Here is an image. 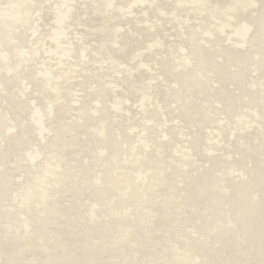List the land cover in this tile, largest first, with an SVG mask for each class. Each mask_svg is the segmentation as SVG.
Segmentation results:
<instances>
[{"label": "bare ground", "instance_id": "bare-ground-1", "mask_svg": "<svg viewBox=\"0 0 264 264\" xmlns=\"http://www.w3.org/2000/svg\"><path fill=\"white\" fill-rule=\"evenodd\" d=\"M123 1L115 5L125 11ZM141 1L145 6L129 18L114 12L107 20L104 0H0V264H264V222L253 221L239 185L227 180V195L195 191L199 184L211 185L217 159L194 151L191 143L187 148L196 160L184 163L185 173L178 174L158 170L152 153L128 154L130 145L137 149L138 142L127 134L134 130L147 135L142 140L148 145L166 149L140 124L155 120L147 117L154 103L135 98L137 67L109 47L113 33L120 51L141 49L139 42L151 36L142 25L154 30L161 24L164 29L155 34L165 43L174 36L164 26V0ZM10 5L24 20L13 18ZM56 16L61 29L54 25ZM59 30L63 39L54 46L53 33ZM113 62L122 70L110 67ZM149 62L142 65L164 80V64ZM138 71L143 82L152 78L159 85L157 77ZM36 72L51 75L50 89L42 88ZM29 103L45 116L41 140L28 119ZM164 115L168 124L179 120ZM192 133L186 142L194 141ZM25 153L38 156L33 166ZM135 157L145 160L140 169L152 173L143 183L132 178ZM174 174L178 183L171 179ZM89 206L91 219L86 217Z\"/></svg>", "mask_w": 264, "mask_h": 264}, {"label": "water", "instance_id": "water-1", "mask_svg": "<svg viewBox=\"0 0 264 264\" xmlns=\"http://www.w3.org/2000/svg\"><path fill=\"white\" fill-rule=\"evenodd\" d=\"M126 1L124 11L118 8V3L115 5V0H104L102 15L111 20L114 12L120 17L124 12L129 18L135 8L140 10L145 6V2L142 3L141 0ZM157 5L154 3L151 6L157 11ZM163 7L168 13L167 16L162 15L166 21L164 26L174 35L169 37V43L163 42L161 36L155 34L158 30L164 29L161 24H157L154 30L142 25V28L149 30L150 41L139 42L142 48L131 47L129 53L118 49L113 43L118 40L117 34H111L112 43H109V47L116 51L114 55L116 57L123 55L128 63L137 67L135 75L140 85L134 87V90L139 89L135 92V98L154 103V109H150L147 117L154 118L155 123L141 121L140 124L143 126L140 124L139 126L145 127L154 135L156 145L166 147L165 150L157 149L151 146V142L149 146L142 140V137L147 135L134 130L133 133L127 134L133 137L134 142H138L137 149L132 150L133 145H130L128 154H135L136 151L142 152L143 155L152 153L153 157L159 160L156 163L158 170L166 172L172 170L178 174L185 173L184 163L196 160V157L192 156L194 151H200L206 158L217 159L219 168L216 172L212 169L211 185L195 186L197 194L213 190L227 195L226 184L236 183L242 193L243 206L252 212L253 221L264 222V0H164ZM15 8L10 7L12 15L14 13L13 18L18 22L24 20L19 9ZM185 8L191 10L188 13L183 12ZM56 18L58 22L55 21L54 25L60 28L62 23L59 16ZM142 18H145L143 13ZM60 31L53 33L54 40L51 43L54 46L58 44L56 40L63 39V33ZM161 34L164 35V32ZM103 54L107 57L108 63H111L108 52L104 50ZM78 56L82 63L85 62L82 53L78 52ZM144 60L150 61V64L162 62L164 67L161 70L164 71L165 81L160 77V72L152 73L142 65ZM112 66L119 70L123 68L114 62L110 67ZM43 68L41 66V69ZM138 69L147 77H157L159 85H156L152 78L143 82ZM34 70L36 71V68ZM36 74L40 77L42 88L50 89L51 75L43 76L37 72ZM123 74L128 80H132L128 73ZM155 86L162 89V92L156 90ZM171 101L176 102V105L171 104ZM124 104L128 105L125 102ZM29 106L30 125L37 138L41 140L46 134L43 128L45 116L35 108L34 103H29ZM44 111L46 114L50 113L48 104ZM90 114L96 117L95 113ZM164 114L170 121L175 117H179V120L168 124ZM124 115L127 119V113ZM189 131L193 132L192 142H186L192 140L188 137ZM164 132L168 133V137ZM97 134L105 140L101 132ZM117 141L123 151L121 140ZM191 143H194L192 144L194 151L187 148ZM34 150V148L30 150L31 155L35 154ZM120 154V158L124 159L123 152H119ZM31 155L25 153L24 158L27 164L33 166L38 156L32 159ZM166 155L171 156L173 160ZM163 160L170 168L161 162ZM143 162L144 159L135 157L133 165L131 164L132 178L140 183L145 180L143 178L152 174L144 170L145 168H141L143 170L139 168ZM192 165L197 166L196 163ZM157 174L163 178L160 173ZM171 179L176 183L179 181L175 174L171 175ZM176 183L174 185L179 187L180 185ZM39 184L43 186L40 179ZM11 198L16 200L14 193L11 194ZM93 216V207L89 206L86 217L91 219ZM20 218L24 228V219L21 216ZM227 227L232 228L230 224ZM118 234L120 235L119 232H115L116 236ZM233 236L238 240L235 234Z\"/></svg>", "mask_w": 264, "mask_h": 264}]
</instances>
